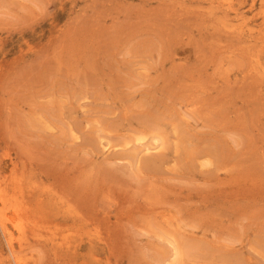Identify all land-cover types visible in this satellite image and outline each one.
Returning a JSON list of instances; mask_svg holds the SVG:
<instances>
[{
  "label": "rangeland",
  "instance_id": "obj_1",
  "mask_svg": "<svg viewBox=\"0 0 264 264\" xmlns=\"http://www.w3.org/2000/svg\"><path fill=\"white\" fill-rule=\"evenodd\" d=\"M0 186V264H264V0H0Z\"/></svg>",
  "mask_w": 264,
  "mask_h": 264
},
{
  "label": "bare ground",
  "instance_id": "obj_2",
  "mask_svg": "<svg viewBox=\"0 0 264 264\" xmlns=\"http://www.w3.org/2000/svg\"><path fill=\"white\" fill-rule=\"evenodd\" d=\"M156 139H157V138H156ZM154 146H155V145H154ZM0 187H1V186H0ZM0 194H1V193H0ZM2 195H3V194H2ZM4 197H5V196H4ZM3 199H4V198H3ZM3 202H4V201H3ZM5 202H6V201H5ZM3 207H4V206H3ZM12 207H13V206H12ZM4 209H5V208H4ZM11 209H12V208H11ZM6 210H7V209H5V211H6ZM23 210H24V209H23ZM12 211H13V210H12ZM7 212H8V211H7ZM2 214H4V213H1L0 216H1ZM20 214H21V213H20ZM13 215H14V214H13ZM4 216H5V215H4ZM19 216H20V215H19ZM13 217H14V216H13ZM0 218H1V217H0ZM12 219L14 220V218H12ZM15 219H16V218H15ZM5 221H6V220H5ZM5 221H4V222H5ZM11 221H12V220H11ZM12 222H13V221H12ZM3 225H4V224H3ZM0 228H1V227H0ZM4 228H5V227H4ZM6 228H7V227H6ZM5 238H6V237H5ZM11 241H12V240H11ZM11 241H10V242H11ZM9 247H10V245H9ZM10 248H11V247H10ZM12 248H13V247H12ZM6 260H8V259H6ZM17 260H18V259H17ZM7 262H9V261H7ZM21 263H22V262H21ZM17 264H18V263H17Z\"/></svg>",
  "mask_w": 264,
  "mask_h": 264
}]
</instances>
